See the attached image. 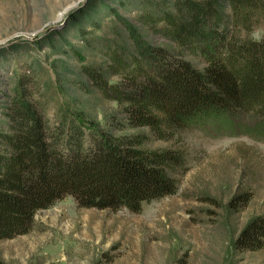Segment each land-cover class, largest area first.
Instances as JSON below:
<instances>
[{
  "label": "trees",
  "instance_id": "1",
  "mask_svg": "<svg viewBox=\"0 0 264 264\" xmlns=\"http://www.w3.org/2000/svg\"><path fill=\"white\" fill-rule=\"evenodd\" d=\"M155 7L137 19L169 45L148 43L126 24L132 50L106 41L105 64L81 68L125 121L112 116L100 128L67 101L50 123L23 90L0 108V239L26 233L39 210L66 196L81 207L139 212L142 202L173 194L183 152L148 148L138 128L170 140L205 120L228 127L252 113L264 133V37L252 36L264 0H159ZM233 245L263 248L264 215L251 218Z\"/></svg>",
  "mask_w": 264,
  "mask_h": 264
},
{
  "label": "rangeland",
  "instance_id": "2",
  "mask_svg": "<svg viewBox=\"0 0 264 264\" xmlns=\"http://www.w3.org/2000/svg\"><path fill=\"white\" fill-rule=\"evenodd\" d=\"M157 1L0 0V108L23 90L50 123L67 101L100 128L112 116L125 121L81 68L105 64L106 41L132 50L126 24L148 43L169 45L137 19ZM261 22L255 38L264 37ZM260 120L252 113L228 127L205 120L170 140L136 129L148 148L183 152L173 194L142 202L139 212L81 207L66 196L39 210L26 233L0 239V264H264V247L233 245L251 218L264 215V133L253 127Z\"/></svg>",
  "mask_w": 264,
  "mask_h": 264
}]
</instances>
